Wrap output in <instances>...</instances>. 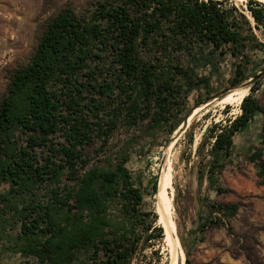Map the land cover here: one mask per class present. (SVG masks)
Wrapping results in <instances>:
<instances>
[{"label": "trees", "instance_id": "obj_1", "mask_svg": "<svg viewBox=\"0 0 264 264\" xmlns=\"http://www.w3.org/2000/svg\"><path fill=\"white\" fill-rule=\"evenodd\" d=\"M235 1L91 0L47 22L0 100L2 254L26 264H132L168 235L159 209L160 220L147 208L159 175L129 167L136 147L176 132L195 90L209 99L253 78L240 113L208 128L199 147H210L200 181L231 191L218 176L235 161L236 138L264 118V0ZM259 139L248 159L264 184V128ZM238 211L209 201L197 229L231 230Z\"/></svg>", "mask_w": 264, "mask_h": 264}, {"label": "rangeland", "instance_id": "obj_2", "mask_svg": "<svg viewBox=\"0 0 264 264\" xmlns=\"http://www.w3.org/2000/svg\"><path fill=\"white\" fill-rule=\"evenodd\" d=\"M90 1L0 0V100L7 89L8 71L30 61L47 22L64 8L80 12ZM247 1L235 2L246 7ZM250 83L249 80L235 89L224 88L209 99H204L203 89L195 90L187 100V118L190 119L186 118L172 135L160 132L155 139L145 136L136 147L129 163L133 171H144L147 178L150 173L160 177L168 163L171 166L169 193L173 199V228L166 225L168 235L141 250L132 264H170L174 245L183 256L180 264H185L187 257L190 264L264 261V184L257 166L248 159L251 149L259 144L264 128L263 116H258L243 137L236 138L235 161L229 162L218 176L219 185L230 192L220 194L209 186L206 179L202 182L199 179L201 162L209 158V146L202 153L199 150L208 128L217 122L225 123L240 113V103ZM199 93L203 94L202 97H198ZM257 94L264 104V90ZM199 98L204 101L198 103ZM186 122L188 128L183 130ZM125 132L122 130L119 135L124 136ZM141 148L144 150L140 151ZM146 198L147 208L155 209L160 220L159 199L148 194ZM209 201L239 205L237 215L230 219L231 230L222 224L209 227L204 235L200 234L197 221L200 214L207 213ZM215 215L221 216L219 213ZM1 252L0 245V264H26L19 254Z\"/></svg>", "mask_w": 264, "mask_h": 264}, {"label": "bare ground", "instance_id": "obj_3", "mask_svg": "<svg viewBox=\"0 0 264 264\" xmlns=\"http://www.w3.org/2000/svg\"><path fill=\"white\" fill-rule=\"evenodd\" d=\"M237 1H245V0H237ZM187 119H190V118H187ZM187 126L188 125L186 122V125L183 130H186L188 128ZM173 143H175V139L172 142V144ZM171 183H172V172H171V166H169V163H168V165L162 171V174L159 179V191H158L159 207L158 209H159V212L161 213L162 221L165 222L166 225L170 229L173 228V219L171 216L172 210H173V202H172L173 199L170 197V193H169V188L171 186ZM182 261H183L182 253L180 254L178 252L177 246L174 245L173 255L171 257L170 264H180Z\"/></svg>", "mask_w": 264, "mask_h": 264}, {"label": "water", "instance_id": "obj_4", "mask_svg": "<svg viewBox=\"0 0 264 264\" xmlns=\"http://www.w3.org/2000/svg\"><path fill=\"white\" fill-rule=\"evenodd\" d=\"M251 80H253V78H252V79H250V81H251Z\"/></svg>", "mask_w": 264, "mask_h": 264}]
</instances>
